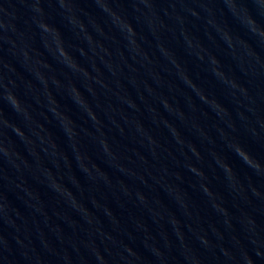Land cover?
Listing matches in <instances>:
<instances>
[{"label": "water", "instance_id": "1", "mask_svg": "<svg viewBox=\"0 0 264 264\" xmlns=\"http://www.w3.org/2000/svg\"><path fill=\"white\" fill-rule=\"evenodd\" d=\"M0 264H264V0H0Z\"/></svg>", "mask_w": 264, "mask_h": 264}]
</instances>
